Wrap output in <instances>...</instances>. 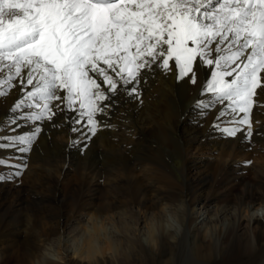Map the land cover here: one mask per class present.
Returning a JSON list of instances; mask_svg holds the SVG:
<instances>
[{
    "label": "bare ground",
    "instance_id": "bare-ground-1",
    "mask_svg": "<svg viewBox=\"0 0 264 264\" xmlns=\"http://www.w3.org/2000/svg\"><path fill=\"white\" fill-rule=\"evenodd\" d=\"M149 76L141 81L138 98L120 93L104 102L110 107L97 116L102 127L95 136L81 125H72L81 129L72 132L61 118L65 113L58 112L53 122L40 125L47 131L29 153L0 150V156L11 153L27 164L14 184L0 182V238L8 232L24 235L5 264H156L167 237L180 249L170 264H211L217 255L254 256L263 249L264 220L257 211L264 209V139L255 133L264 128V115L254 116L260 124H253L256 143L249 148L239 134L225 138L211 127L219 105L201 114L197 104L210 94L171 73ZM14 98H5L0 116ZM33 127L25 124L19 131ZM207 146L211 153L204 151ZM7 171L15 169L0 168ZM220 194L231 207L218 204ZM216 201L212 214L208 206ZM84 216V229L71 228ZM49 223L46 238L35 233ZM201 233L209 239L204 242ZM56 244L61 253L71 251L87 262L67 255L59 262ZM202 248L207 257L199 255Z\"/></svg>",
    "mask_w": 264,
    "mask_h": 264
},
{
    "label": "snow or ice",
    "instance_id": "snow-or-ice-1",
    "mask_svg": "<svg viewBox=\"0 0 264 264\" xmlns=\"http://www.w3.org/2000/svg\"><path fill=\"white\" fill-rule=\"evenodd\" d=\"M161 71L210 94L201 114L219 105L211 127L251 148L264 115V0H0V105L15 97L0 116V150L29 153L58 112L95 136L105 101L138 98ZM25 124L35 127L22 133ZM13 159L24 157L0 156L15 169L0 181L27 167Z\"/></svg>",
    "mask_w": 264,
    "mask_h": 264
},
{
    "label": "rangeland",
    "instance_id": "rangeland-1",
    "mask_svg": "<svg viewBox=\"0 0 264 264\" xmlns=\"http://www.w3.org/2000/svg\"><path fill=\"white\" fill-rule=\"evenodd\" d=\"M180 104V106H183V104L182 103H179ZM43 129V131L42 132H44V131H47V129H45V127H43L42 128ZM210 147V146H209ZM39 151V150H38ZM204 151L206 152V153H211V148H208V146L204 149ZM79 153V152H78ZM73 154V156H75V157H78V155L79 154ZM80 153H82V152H80ZM94 153V154H93ZM40 154H42V153H40ZM92 155V156H91ZM207 156H208V154H206ZM211 155H213V153L211 154ZM68 156V155H67ZM90 156L91 157H95L96 155H95V152H92L91 154H90ZM72 158V156H68V158ZM94 159H96V158H94ZM18 161V162H17ZM242 161L243 162H245V160H243L242 159ZM13 163H20L21 162V160L20 159H14L13 161H12ZM242 162V163H243ZM21 163H23V162H21ZM169 165H171V164H169ZM171 167H173L172 165H171ZM7 172H9V171H7ZM21 176L22 175H20L19 176V178L21 179ZM10 181V183L11 184H14V182H13V179H11V180H9ZM1 182V181H0ZM237 187H240V186H237ZM174 194L172 195V197L174 198V199H177L178 198V196H179V190L176 188H174V192H173ZM176 197V198H175ZM226 199H225V195L223 194V195H221L220 194V197L218 198V202L216 201V202H213V203H211V205L210 206H208V210H210V213H212V214H214V213H217V203L218 204H221V205H223V204H227L228 203V207H229V205H230V207L232 206V204H233V202L232 201H225ZM53 201V200H52ZM57 202H58V200L56 199V201L54 200V202L52 203V202H50V203H48L47 205H46V207L47 208H49L50 206H53V205H56L57 204ZM229 202H231V203H229ZM169 203H172V202H169ZM49 205V206H48ZM227 207V208H228ZM152 212V210L150 211V213ZM1 213V212H0ZM257 213L261 216V218L264 220V209H262V207H261V209H259L258 211H257ZM230 215V214H229ZM247 217V216H246ZM88 217H83L82 218V221H74L73 222V225L71 226V228L73 227V228H75V226H77L78 227V229H84L83 227H84V225H85V220L87 219ZM44 221H45V219H44ZM49 222V221H48ZM21 224H23V226L25 225V221H23V223L21 222ZM134 224V223H133ZM135 225V224H134ZM51 227V224L49 223L48 225L47 224H41V225H39L38 227H37V230L35 231V233H38V235H40V236H44L45 235V238H46V234H45V232L47 231V230H49L48 228H50ZM10 232H8V234H6V235H4L3 234V239L2 238H0V264H5L6 263V261H7V259H8V257H10V256H12V254L14 253V251L17 249V248H19L20 246H17V242L18 241H20L21 239H23L24 237V235L23 234H21V235H19V236H15L14 234H9ZM8 235V236H7ZM32 235V236H31ZM30 236L33 238V239H35L36 238V234H31ZM35 235V236H34ZM200 236L203 238V241L205 242V241H207L208 239H209V235L208 234H204V233H201L200 234ZM10 237V238H9ZM48 237V236H47ZM44 238V237H43ZM51 238V237H50ZM53 238V237H52ZM55 238V237H54ZM8 239V240H7ZM13 240V241H10V240ZM41 239V238H40ZM4 240V241H3ZM200 240V239H199ZM3 241V242H2ZM42 241V240H41ZM40 241V243L39 244H41L42 242ZM53 241H54V239H53ZM202 241V240H201ZM57 243V242H56ZM16 245V246H15ZM67 246V245H66ZM165 248L166 249H163L164 251V253L162 252V254L160 255V257H159V259L157 260V263L156 264H167L168 263V261H170L171 262V260H172V258L174 257V256H179L178 255V252L180 251V249L176 246V240H174L173 238H169V237H167L166 239H165ZM40 247V246H39ZM64 249H66L65 247H64ZM40 250L42 251L43 250V248L42 247H40ZM55 252L56 253H58L59 255H58V258L57 259H59V262H61V263H64V261H65V258H63V257H65L66 255H67V258H75V259H82V261H84V262H87V260L86 259H84L83 260V258H81V257H79L78 255H76V254H74L73 252H71V251H69L68 253H61V248H60V245H58V244H56L55 245ZM63 250V249H62ZM187 252V251H186ZM182 253V252H181ZM180 253V254H181ZM107 255H111V252L110 251H108L107 252ZM186 255H188V252L186 253ZM199 255L201 256V257H207L206 255H207V249L206 248H202L201 250H199ZM162 256V257H161ZM189 256V255H188ZM187 257V256H186ZM221 259H223V258H221L220 256H215L214 257V259L211 261V264H259L261 261H262V259H264V247H263V249L259 252V253H257V254H255L254 256H252V255H248V254H242V255H239L238 257H235V258H225V259H223V261H221ZM233 259V260H232ZM230 260H232L231 262H230ZM230 262V263H229ZM168 264H170V263H168Z\"/></svg>",
    "mask_w": 264,
    "mask_h": 264
}]
</instances>
